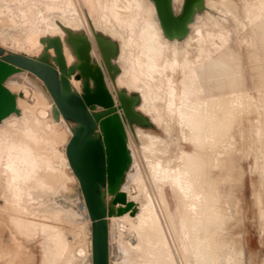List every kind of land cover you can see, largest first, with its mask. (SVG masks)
I'll use <instances>...</instances> for the list:
<instances>
[{
  "label": "bare ground",
  "instance_id": "bare-ground-1",
  "mask_svg": "<svg viewBox=\"0 0 264 264\" xmlns=\"http://www.w3.org/2000/svg\"><path fill=\"white\" fill-rule=\"evenodd\" d=\"M0 1L9 2L11 20H18L17 17L22 20L31 18L16 27L13 26L19 21H14L13 26H9L8 21V26H0V48L14 54L38 57L44 51L43 38L59 37L70 66L79 62L73 47L76 48L79 35H84L91 43L93 61L102 67L95 33L110 38L116 44L112 62L117 68L113 81L103 70L110 91L118 88L125 89L129 94L139 93L141 97L137 110L162 126L169 137L174 131L177 133L174 144L176 151H172L173 143L164 142L157 135L136 128V136L143 141L141 154L148 166L145 173L141 167L140 151L133 146L132 132L127 128L128 148L136 175L133 174L131 180L127 172L125 180L134 181L136 185L131 187V184L127 189L126 182L117 188L126 193L127 203H131V206L126 210L127 204L111 207L112 213L108 216L110 264L113 226L109 218L114 220L121 232L125 228L121 222L123 217L130 221L128 230L133 233L135 244L121 238L119 240L135 249L133 255L139 258V261L134 259L135 262L131 264H243L239 236L228 237L222 231L230 225L231 216L240 215V200L236 197L235 189L242 182L244 171L238 155L242 158L254 157L252 169L261 178L260 190L255 193L259 224L260 217L264 215V159L263 167L262 162L257 160L264 157V128L261 144L256 148V137L245 138L244 134L251 114L260 111L264 121V0H243L244 17L242 14V19H236L237 25L233 31L226 26L218 31H211L210 27L204 33V29L198 30L193 38L195 44L187 46L189 48L186 50L182 48V53L179 52L181 49L167 53L164 40L168 38L163 34L155 4L152 9L160 34L151 27L148 17L142 16L145 9L140 4L141 0ZM231 1L230 7L227 3L220 6L228 12L233 8L237 11V3ZM179 2L181 0H173L176 12L181 7L178 6ZM44 7L52 9L46 21L43 18L49 12L44 13ZM199 14L200 11H197L194 19ZM30 25L36 28L29 29ZM241 25L251 28L249 46L252 49L249 52L252 62L250 73L246 71L242 80L238 73V65L243 60L239 52L241 44L238 43ZM232 32L234 37L231 36ZM50 54L54 56V51L51 50ZM170 66H173V74L167 72ZM71 83L75 90L82 92V79L74 75ZM6 87L17 94L19 111L0 122L7 125L5 133L0 134L1 142L9 138L12 146L7 167L3 171L6 179L3 184L9 185L10 181H15V174L21 176L20 183L24 185L25 192L34 198L33 209L37 214L44 215L46 219L43 221L51 229L55 228L48 245L47 263L54 262L64 250V254L79 257L80 264H92L91 222L86 212L84 214L82 210L77 211L72 207L78 206V198H66L72 204L68 206L60 204L57 199L69 193L74 182L78 183L66 156V145L73 134L72 128H69L70 122L61 115L55 118L52 98L43 84L32 79L28 73L8 79ZM243 106L252 109L245 116ZM184 144L190 145L189 150ZM52 156V165L56 166L54 170L52 165L49 168L47 164ZM165 185L172 190V203L165 194ZM6 188L3 190L10 193L11 190L8 192ZM5 192L1 194L5 196ZM116 192V189L106 192L110 204ZM142 193L144 200L140 197ZM45 205L48 208L45 209ZM17 206L21 208L12 207L24 209L20 204ZM120 208H123L121 213ZM20 213L22 211L17 215L20 216ZM69 220L74 221V228L67 225ZM66 229L74 242L71 248L70 239L64 231ZM74 259L72 256L71 261L75 262ZM62 261L65 263L66 260ZM65 264H69L68 261Z\"/></svg>",
  "mask_w": 264,
  "mask_h": 264
},
{
  "label": "water",
  "instance_id": "water-1",
  "mask_svg": "<svg viewBox=\"0 0 264 264\" xmlns=\"http://www.w3.org/2000/svg\"><path fill=\"white\" fill-rule=\"evenodd\" d=\"M153 2L163 34L169 40L185 38L196 12L204 8V0H184L181 12L176 14L173 0ZM79 36L76 48L72 46L79 62L70 66L59 37L43 38L44 51L38 57L0 48V122L19 111L17 94L6 87L8 79L28 73L43 84L54 102L55 118L61 115L74 125L66 145V156L80 185L77 207L84 214L86 212L91 222L92 264H110L108 216L112 213L111 207L127 204L126 210L131 206L126 193L117 189L131 163L127 128L148 126L150 122L137 110L140 103L137 94L118 88L110 91L107 86L104 71L113 81L117 70L112 62L116 44L95 33L102 56L101 67L93 61L88 38ZM74 75L84 81L82 92L72 86ZM111 189L117 192L110 204L106 192ZM122 211L120 208L119 213Z\"/></svg>",
  "mask_w": 264,
  "mask_h": 264
},
{
  "label": "rangeland",
  "instance_id": "rangeland-1",
  "mask_svg": "<svg viewBox=\"0 0 264 264\" xmlns=\"http://www.w3.org/2000/svg\"><path fill=\"white\" fill-rule=\"evenodd\" d=\"M183 1L181 0V2H179L180 5L178 4V6L179 7L181 6V7H180V9H178L176 14L181 12V10H182L181 4H183ZM229 1H231V0H204V8L200 12V14L198 15V18L194 19L193 22L191 23L193 26L191 24L189 25V32H188L187 36L181 40L180 39H174V40L166 39V40H164V43H166V46L168 49L167 53H170L171 50H173V49H177V50L181 49L179 52L182 53L183 49L186 50L189 48L187 46H190L191 44H195L196 40L193 38L196 36L198 30L202 31V29H204L203 30V33H204V32H206V30H209L208 27H210L211 31H213V29L218 31V30L222 29L221 28L222 26H226L228 29L233 31L237 25L236 19L238 20V18L242 19L244 17L243 0H232L231 1V2L237 3V4H235V3L234 4L238 8L237 11H240V12L235 11L233 8L234 6L232 7L233 9L230 8V9H232V11H230V12H228L227 10L223 9L220 6V4H222V3H227L230 7L231 3H229ZM140 4L145 9L144 12H142V16L143 15L147 16L148 19L150 20L151 27L155 30L156 33L160 34L158 31V28H157L158 27V20H157V17L155 16V11L153 12V9H152L154 7L153 0H141ZM4 5H6V6H4ZM9 5H10L9 2L0 1V26H2V25L8 26L9 24H10L9 26H13L14 23H17L19 21L17 24H14V26H13V27H16L15 25L21 24L25 20L30 21L31 18L22 20V19H19V17H17V16H16L17 17L16 19H18V20H11L10 19L11 13H9L10 12V6ZM45 9H47V11ZM222 9L224 11H222ZM42 10L44 11V13L49 12V13H47V16H45L43 18V20L46 21L48 18V15H50V11H52V9L44 7V8H42ZM12 11H13V9H12ZM147 14H149V15H147ZM242 14H243V17H242ZM7 21L9 24L8 23L6 24ZM246 21L249 22L248 19H246ZM203 25H204V27H202ZM196 27H197V29H196ZM216 27L218 29H216ZM35 28L36 27L34 25L29 26V29H35ZM194 28L196 30H194ZM242 28H244V29L242 30ZM242 28L238 34V36H239L238 43L241 44L240 45L241 48H240L239 52H240V55L242 54L241 57H243V60L238 65V73L241 77V80L244 78L246 71L248 73H250L249 69L251 68V65H252V62L249 58V56H250L249 52H251V50H252L251 47L249 46V44H250V39H249L250 33L249 32H251L250 31L251 28L249 26L244 27V25L242 26ZM193 33L195 34L194 36H193ZM189 35H190V37H189ZM231 36L234 37L233 32H232ZM241 36L246 37V38H243ZM186 41H187V43H186ZM168 44L171 47L168 46ZM243 44L245 47L243 46ZM175 46H176V48H175ZM6 51H9V50H6ZM172 67L173 66H170L169 68H167V72L169 71L168 73H171V74L174 73L172 71L173 70ZM175 74L178 77V72ZM15 76H17V75H15ZM15 76H13L11 78H14ZM18 79H20V78H18ZM132 93L137 94L139 97H141L140 94L137 92H132ZM251 110H252L251 108H246V106L242 107V113L244 116L246 114H248ZM145 116H146L147 120L150 122V125H148V126H135L133 129H131V132H132L133 146L135 147V149H138L140 151L141 167H142V170L146 173V172H148V166H147L146 160L143 158V156L141 154V152H142L141 150L144 147L142 145L143 141L140 139V137L136 136V134H135L136 128L140 127L148 133H152L155 136L157 135L156 137H160L162 140H164V142L173 143L171 145V148H170L172 151H176V146L174 144L176 142L175 139H176L177 133H176V131H174L172 133V136L169 137L168 133L163 129L162 126L157 125V123L154 122L150 116H147V115H145ZM263 122L264 121L261 117V112L258 111L256 113L251 114L250 118L248 119V123H246L247 125L244 128L245 138L256 137L257 140L255 142V148L259 147L261 144V135L263 133V128H264ZM6 126L7 125H5V124L3 125L2 123H0V134L5 133L4 131L6 129ZM73 126L74 125L72 123H69L70 129L73 128ZM1 138L2 137L0 136V167H1V171H0V184L1 185L0 186L2 187V185H4L2 187V190H3V188L7 187L6 191L10 192L9 190H11V192H10L11 194L5 192V190H3V191L1 190V192H5V196H6L5 197L4 194L3 193L1 194V192H0V199L2 200V202L0 204V206H1L0 209H3V210H0V212L2 211L0 213V245H2V246H0V252L4 250L3 253L2 252L0 253V256L2 257V258L0 257V264H42L43 262H44L43 264H55V263L65 264V263H67V261L69 264H80L79 257L75 256V254L71 255V253H69V255H67L68 253L64 254V250L61 251L62 253L60 252L58 254V257H57L58 259L56 258V260L54 262H50V263L46 262L48 245L50 243V237L53 235V233H54L53 230H55V228L51 229V226L48 223L43 221L44 219H46L44 217V215L42 216V214H40V215L37 214V211L35 209H33V204L35 202L32 199H34V198L32 197V195H29L28 192H25L24 185L20 183L21 176L19 177L15 174V176H16L15 181H13V182L10 181L9 185L3 184V182L6 180L4 178L5 174L3 171L7 167L6 163L8 162V159L10 156V150H11L12 146L10 145L11 141L9 138L4 143L1 142L2 141ZM59 141L61 143L63 142V140H61V139H59ZM184 146H186L189 150V146H190L189 144H184ZM172 153L173 152H171V154ZM166 157L167 156H164V158H166ZM238 158H239L238 161L240 162V165L244 171L242 182L235 189L236 197H238L240 200V203H239L240 215L231 216L230 219L232 221H231L230 225L225 226L222 232H223V234L228 235V237H232V236L238 237L239 236V246H241L242 250H243L242 251L243 264H264V215H262V217H260L261 219H260V224H259V220H258V216H257L258 209H257V206L255 205V193L260 190V179L261 178H260V175H258V173L254 172L252 169V167L254 166V163H255L253 155H251L248 158H242L240 155H238ZM49 159H51V161L50 160L47 161V164H48V167L51 168L50 165L53 164V156H52V158H49ZM263 159H264V157L261 156L257 160L260 161V163H261ZM261 165L263 167V162ZM52 167H53L52 170H54V168H56V166L54 167V165H52ZM134 167L135 166H134L132 159H131L130 167L127 171L128 175L130 176V179L132 178L131 176H133V174H134V176L136 175ZM16 180H18L19 182H17ZM131 180H128V182H127V178H126V180L124 178L123 185H125L127 182L128 183L127 189L130 188L131 184H133V185H131V187L136 185L135 182L134 181L132 182ZM11 183H13V185ZM71 189L72 190L69 193H64V194L60 195L59 198L57 197L60 204L67 205V206L72 205L71 201L70 200L68 201L66 198L76 199V197L78 195L77 193H79V190H80L79 183L74 182L72 184ZM164 190H165V194H166L168 200L172 203L173 202V193H172L171 188L168 185H165ZM27 196L29 198H31V197L32 198L28 199ZM141 196H143V193H142V195H140V197ZM3 197H5V198L3 199ZM17 197L18 198L22 197V198L17 200L18 199ZM8 198H10V199L8 200ZM141 198L144 200L143 197H141ZM141 198H140V200H142ZM5 199H6V201H5ZM11 200H13V201L17 200L19 202L17 203V201H15L16 202L15 203V202H12ZM20 200H22V201L20 202ZM106 200H108L107 196H106ZM5 202L9 206H7V204H5ZM21 203H24V205ZM3 204L5 205V207ZM19 204L22 206V208H24L23 210L18 209V208H21L20 206H17ZM10 205H12L13 207L14 206L18 207V208L13 209V207L12 206L10 207ZM6 206H7V208L10 207L9 211L12 210L11 213L8 211ZM27 206H28V208H27ZM43 207L45 209L48 208L47 205H45ZM72 207L75 210L79 211V209L76 205H72ZM5 210H7V211H5ZM15 210H17V212H15ZM21 211H22V213H20L19 215L23 216V217H20L17 215ZM12 212H13V214H12ZM34 212H36V213H34ZM109 219H110V223L113 226V232H112L113 255H112L111 264H131L132 261H133V263L135 261H139V258H135L133 255L134 253H136V250L132 249L130 246H125L124 244H122L124 242H121L119 240L121 238L122 240H126V242L129 241V242L135 244V239L132 237L133 233L128 230V225L130 224L129 219H127L126 217L121 218L122 225L125 226V228L121 232L118 231L117 225L114 222V220H112L111 218H109ZM26 220H28V221H26ZM40 220H41V222H40ZM70 221L71 220H69L67 222V225L68 226L70 225L73 227V225H74V223H72L73 220L71 221V223H70ZM41 223H43V224H41ZM67 225H63V227L68 228ZM64 231H66V234L68 235L66 237L70 239V240L69 239L68 240H69V243L71 244V246H70V248H71L74 245L73 244L74 242L72 241V237L67 233V229ZM32 232L34 233V235ZM27 235H29V236H27ZM15 243L17 246L15 245ZM7 248H9L10 250H7ZM138 253H141V252H138ZM15 254H16V256H15ZM7 255H9V256H7ZM66 255L69 256V258L66 257ZM72 256H74L75 262L71 261ZM12 257H13V259H12ZM64 259L66 260L65 263H64V261L61 262V260H64ZM68 259H70V260H68ZM134 259H135V261H134ZM50 260H52V258H50Z\"/></svg>",
  "mask_w": 264,
  "mask_h": 264
}]
</instances>
